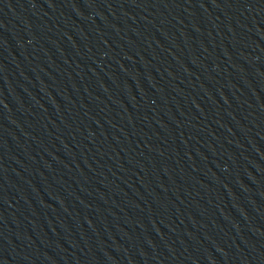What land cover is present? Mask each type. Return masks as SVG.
I'll list each match as a JSON object with an SVG mask.
<instances>
[{
  "label": "water",
  "instance_id": "water-1",
  "mask_svg": "<svg viewBox=\"0 0 264 264\" xmlns=\"http://www.w3.org/2000/svg\"><path fill=\"white\" fill-rule=\"evenodd\" d=\"M0 264H264V0H0Z\"/></svg>",
  "mask_w": 264,
  "mask_h": 264
}]
</instances>
